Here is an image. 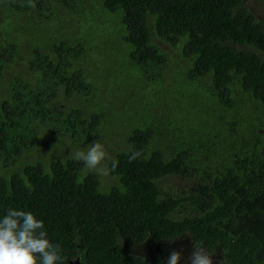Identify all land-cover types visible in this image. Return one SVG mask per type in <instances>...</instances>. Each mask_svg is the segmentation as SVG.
Masks as SVG:
<instances>
[{"label":"trees","instance_id":"trees-1","mask_svg":"<svg viewBox=\"0 0 264 264\" xmlns=\"http://www.w3.org/2000/svg\"><path fill=\"white\" fill-rule=\"evenodd\" d=\"M72 2L31 0L32 7L29 0H0V23L8 21L0 29V218L12 208L33 212L60 245L65 264L74 257L86 264H167L158 254L129 253L125 245L185 234L192 247L220 248L224 264H264L261 124L252 144L203 167L192 165L187 151L168 160L158 150L148 153L151 131L135 129L126 139L128 150L114 152L116 160L108 162L118 185L102 191L100 176H80L83 161L65 150L104 142V117L72 98L87 94L97 75L80 59L87 54L83 42L59 36L58 13L71 21L72 33L77 13L84 16ZM101 10L122 11L115 37L131 44L129 56L141 69L149 61L166 63L151 39L178 56L175 45L185 37L182 55L191 58L190 74L210 75L224 105L234 107L232 94L264 105V20L245 0H103ZM119 22L118 15L113 23ZM44 146L48 152L37 154ZM133 150L140 155L129 162ZM173 176L198 180L186 194H174L159 184Z\"/></svg>","mask_w":264,"mask_h":264},{"label":"rangeland","instance_id":"rangeland-1","mask_svg":"<svg viewBox=\"0 0 264 264\" xmlns=\"http://www.w3.org/2000/svg\"><path fill=\"white\" fill-rule=\"evenodd\" d=\"M102 1L73 0L71 7L76 12L84 13L83 17L82 13H77L79 27L73 33L71 21L67 16L58 13L63 23L59 36L71 38L72 34L78 41H82L83 50L87 54L80 56V59L89 67L95 68L97 74L93 88L87 94L75 93L72 98L76 105L86 106L89 112L98 110L104 117L99 128L104 142L98 143L104 146L107 153L103 162L105 172L100 174L88 171L83 166L80 176L89 172L95 173L98 178L100 176L99 187L102 191L118 185L116 177H111L108 173V162L112 159L114 162L117 154L128 150L126 139L135 129L147 128L151 131L148 153L158 150L168 160L182 151H187L190 163L195 167H203L208 162L220 159L222 153L253 143L254 129L260 124L264 126V105L260 101L249 93L247 94L252 98L232 94L234 107L224 105L212 89L210 75L202 78L190 74L191 58H183L182 55L185 37L175 45L179 48L178 56H172V53L151 39L150 43L166 56L167 65H154L149 61L146 69H141L129 56L131 44L121 42L115 37L121 30L122 11L118 10L116 14L107 12L104 15L101 10L99 13ZM245 2L264 20V1ZM117 14L119 25L113 23V19L118 18ZM7 28L8 21H2L1 31ZM163 45L173 49L170 45ZM145 78L149 80V85L145 84ZM62 141L69 145L74 144L68 138ZM89 145H80L79 149L65 151L66 154H74L76 151L86 150ZM48 150L49 146H44L37 154L46 153ZM197 180L198 178L182 179L173 176L162 179L159 184L163 190L186 194ZM125 246L131 253L158 254L164 259L168 258L172 250L182 249L181 264H191L189 257L194 250L186 234L174 240L132 242ZM212 259L213 264H224L220 248L214 251Z\"/></svg>","mask_w":264,"mask_h":264},{"label":"clouds","instance_id":"clouds-1","mask_svg":"<svg viewBox=\"0 0 264 264\" xmlns=\"http://www.w3.org/2000/svg\"><path fill=\"white\" fill-rule=\"evenodd\" d=\"M29 6L35 5L29 0ZM140 153L132 151L129 162ZM107 156L101 143L93 142L86 150L76 151L73 158L83 161L88 171L104 174L103 162ZM174 240V239H173ZM191 264H213L214 252L193 242ZM183 250H172L167 264H180ZM0 264H65L59 244H54L44 228V222L33 212L8 209L0 218Z\"/></svg>","mask_w":264,"mask_h":264},{"label":"flooded vegetation","instance_id":"flooded-vegetation-1","mask_svg":"<svg viewBox=\"0 0 264 264\" xmlns=\"http://www.w3.org/2000/svg\"><path fill=\"white\" fill-rule=\"evenodd\" d=\"M127 245V244H126ZM128 247H130V245H128ZM127 249V248H126ZM127 251H128V249H127ZM129 252V251H128ZM129 253H131V252H129ZM134 254V253H133ZM137 255V254H136ZM147 255H150V254H147ZM147 255H141V256H147ZM67 263L68 264H86V262H85V259H82L81 258V260L79 259V257H74V258H72V259H68L67 260Z\"/></svg>","mask_w":264,"mask_h":264}]
</instances>
